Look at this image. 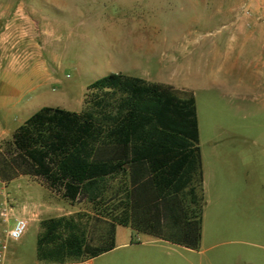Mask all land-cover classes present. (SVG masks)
Masks as SVG:
<instances>
[{
	"label": "trees",
	"instance_id": "trees-1",
	"mask_svg": "<svg viewBox=\"0 0 264 264\" xmlns=\"http://www.w3.org/2000/svg\"><path fill=\"white\" fill-rule=\"evenodd\" d=\"M84 103L80 113L44 107L0 144V180L35 178L67 202L91 207L41 223L39 260L96 259L115 249L117 226L199 250L204 194L195 97L110 74L88 86Z\"/></svg>",
	"mask_w": 264,
	"mask_h": 264
},
{
	"label": "crops",
	"instance_id": "crops-1",
	"mask_svg": "<svg viewBox=\"0 0 264 264\" xmlns=\"http://www.w3.org/2000/svg\"><path fill=\"white\" fill-rule=\"evenodd\" d=\"M213 2L29 1L28 10L20 6L17 10L0 11V19H12L3 24L12 34L15 51L12 55L0 52V59L2 66L4 60H9L8 67L31 65L38 79L34 81L33 77H28L26 82L29 84L39 83V88L45 91L50 86L65 90L67 86L62 82L64 65H73L76 61L78 66L80 60H98L102 53L110 60L106 76L123 74L171 87L183 95H193L196 105L198 96L205 95L208 99H219V103L228 102L239 114L243 111L239 101L250 100L255 104L264 98V10H214L209 5ZM175 3L179 7L172 5ZM7 34H2L1 43L5 42ZM3 46L0 45V51ZM48 66L52 67L51 72ZM4 69L2 67L0 72ZM4 82L7 80L0 78V97L13 99L17 113L29 110L26 99L36 88L29 86L24 89L27 94H22L17 88L3 87ZM44 107L47 106L43 104L40 109ZM37 111L31 112L20 124ZM197 115L204 194L199 250L174 245L123 226L116 227L114 250L157 254L159 264H174L180 259L185 264H194L191 259L194 255L203 257L222 244L216 237H206L205 224L212 212L218 214L221 209L223 212L227 202L231 207L234 198L230 195L238 196L243 189L226 186L223 170L228 162L225 155L227 140L217 139L209 144L208 151L204 149L198 105ZM261 193L264 195V188ZM18 215L27 216V209ZM140 237L142 241H139ZM93 261L80 264H92Z\"/></svg>",
	"mask_w": 264,
	"mask_h": 264
},
{
	"label": "rangeland",
	"instance_id": "rangeland-1",
	"mask_svg": "<svg viewBox=\"0 0 264 264\" xmlns=\"http://www.w3.org/2000/svg\"><path fill=\"white\" fill-rule=\"evenodd\" d=\"M29 1L35 0H0V11H13L20 6L29 9ZM179 7V4H172ZM214 10H243L252 12L264 10V0H214L209 4ZM0 39L2 34L5 42L0 51L12 55L13 39L10 31H6L5 24L12 19H0ZM101 53L98 60H80L78 66L64 65L63 85L65 90L50 86L46 91L39 88V83L29 84L28 77L37 81L34 68L31 65H14L8 67V61L0 59V78L7 80L3 87L18 89L27 94L29 86V110L17 113L12 105L13 99L0 97V144L11 142L13 133L20 127V123L27 119L31 112L40 107L61 108L80 113L86 109L85 98L90 84L107 75L110 60ZM11 61V60H10ZM115 63L114 60H112ZM67 63V62H66ZM109 64V65H108ZM0 68V70H1ZM51 72L52 67H47ZM80 70V71H79ZM37 77V78H36ZM21 80V81H20ZM20 81V82H18ZM23 81V82H22ZM38 87V88H37ZM31 93V94H30ZM180 97H185L179 92ZM219 99H208L199 95L197 105L201 118L202 143L208 151L209 144L217 139L227 140L225 155L228 162L223 170L226 186L243 189L239 195H230L233 199L231 207L226 203L224 211L218 214L212 212L209 222L205 224L207 238L216 237L222 243L214 252L203 257L194 255L191 259L194 264H264V98L255 104L250 100L242 103L243 111L237 114L228 102L219 103ZM215 125L218 127L215 128ZM6 131H5V130ZM8 130V131H7ZM15 202L16 212L20 214L27 209V218L31 225L25 236L11 244V264H47L38 258V238L42 232L41 223L45 220L73 216L79 212L90 214L91 207L84 202L71 204L59 194L50 191L42 181L21 177L8 185L7 190ZM222 213L224 216L222 217ZM100 223V227H102ZM99 226V225H98ZM101 230L95 231V239L99 238ZM142 241V237L138 238ZM137 241V239H136ZM203 258L200 263V258ZM177 259V258H175ZM180 259V258H179ZM150 261V262H149ZM157 254H131L128 251L117 249L105 253L94 259L92 264H159ZM80 264V263H75ZM174 264H185L181 259Z\"/></svg>",
	"mask_w": 264,
	"mask_h": 264
},
{
	"label": "built area",
	"instance_id": "built-area-1",
	"mask_svg": "<svg viewBox=\"0 0 264 264\" xmlns=\"http://www.w3.org/2000/svg\"><path fill=\"white\" fill-rule=\"evenodd\" d=\"M7 190L8 184L0 180V264H11V244L19 242L31 225L30 218L17 214L15 202ZM18 219L27 221L28 227L18 239H13L9 235V231L15 227Z\"/></svg>",
	"mask_w": 264,
	"mask_h": 264
},
{
	"label": "clouds",
	"instance_id": "clouds-1",
	"mask_svg": "<svg viewBox=\"0 0 264 264\" xmlns=\"http://www.w3.org/2000/svg\"><path fill=\"white\" fill-rule=\"evenodd\" d=\"M28 227V222L22 219H18L14 228H11L9 235L13 239H18Z\"/></svg>",
	"mask_w": 264,
	"mask_h": 264
}]
</instances>
